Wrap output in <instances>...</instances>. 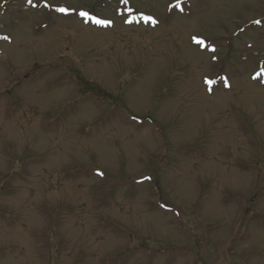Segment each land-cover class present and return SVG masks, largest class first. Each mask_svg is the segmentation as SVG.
Segmentation results:
<instances>
[{"label":"rangeland","instance_id":"obj_1","mask_svg":"<svg viewBox=\"0 0 264 264\" xmlns=\"http://www.w3.org/2000/svg\"><path fill=\"white\" fill-rule=\"evenodd\" d=\"M0 264H264V0H0Z\"/></svg>","mask_w":264,"mask_h":264},{"label":"trees","instance_id":"obj_2","mask_svg":"<svg viewBox=\"0 0 264 264\" xmlns=\"http://www.w3.org/2000/svg\"><path fill=\"white\" fill-rule=\"evenodd\" d=\"M82 83H83L84 85L88 86L84 81H83ZM90 89H91V90H96V92H98V93H102V91H101L100 89H98L97 87H95V86L90 87Z\"/></svg>","mask_w":264,"mask_h":264},{"label":"snow or ice","instance_id":"obj_3","mask_svg":"<svg viewBox=\"0 0 264 264\" xmlns=\"http://www.w3.org/2000/svg\"><path fill=\"white\" fill-rule=\"evenodd\" d=\"M2 39H7V37H3ZM196 43H200V44H202L203 41H196Z\"/></svg>","mask_w":264,"mask_h":264}]
</instances>
